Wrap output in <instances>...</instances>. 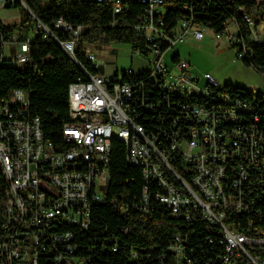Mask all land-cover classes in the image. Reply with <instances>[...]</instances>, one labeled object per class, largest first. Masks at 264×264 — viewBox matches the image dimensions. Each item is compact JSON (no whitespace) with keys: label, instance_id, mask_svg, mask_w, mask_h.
<instances>
[{"label":"built area","instance_id":"obj_1","mask_svg":"<svg viewBox=\"0 0 264 264\" xmlns=\"http://www.w3.org/2000/svg\"><path fill=\"white\" fill-rule=\"evenodd\" d=\"M14 1L0 0V16ZM97 1L113 3L116 13L124 8L121 0ZM139 1L148 7L134 28L150 49L147 56L133 51L149 60L139 72L92 73L75 56L83 26L58 20L56 27L71 32L65 40L47 31L85 75L69 86V120L57 144L45 138L40 117L30 116L28 91L15 89L0 105V160L10 174L1 264H39L41 258L89 264L83 250L95 246L85 233L93 231L94 206L108 203V132L126 136V148H133V157L143 163L145 185L136 208L148 213L159 205L182 221L185 232L174 234L168 248L177 264H264V103L221 91L208 72L201 86L180 55L172 56L171 65L166 62L175 45L202 41L207 29L217 40L236 44L240 60L249 59L252 49L235 18L225 22L222 32L192 16L167 31L160 27L165 0ZM244 18L250 40L264 42V21ZM8 43L13 46L8 64L31 60L30 40L16 35L0 36V59ZM88 60L100 66L91 51ZM157 82H166V89H157ZM190 88L206 91L208 101L175 98V91ZM217 95L228 97V105L215 104ZM112 202L121 211L129 205ZM201 223L210 230L197 231Z\"/></svg>","mask_w":264,"mask_h":264},{"label":"trees","instance_id":"obj_2","mask_svg":"<svg viewBox=\"0 0 264 264\" xmlns=\"http://www.w3.org/2000/svg\"><path fill=\"white\" fill-rule=\"evenodd\" d=\"M123 11L116 13L111 2L97 0H50L42 3L39 0H25L27 7L19 0L9 6L22 7L24 17L20 25H5L0 21V36L18 40H30L31 60L19 66H11L6 57L0 59V105L8 102L15 89H24L29 93V113L31 117H40L45 138L57 144L62 137V127L69 120V86L84 73L79 64L47 32L51 31L60 39H71V32L56 27L62 19L73 28L83 26L84 32L79 37L75 56L90 72H104L103 67H94L88 60V46L122 42L131 45L132 50L145 56L149 54V42L138 35L134 25L139 22L147 4L139 0H121ZM166 12L162 15L164 30H170L181 19L193 17L196 23L210 26L215 32H222L225 22L235 18L242 34L251 47L253 55L243 60L264 76V42L250 40L251 29L246 22L245 14L256 22L264 21V3L258 0H165ZM243 11H240V8ZM36 22L37 35L28 37V30ZM40 21L44 26H39ZM164 48L166 47L163 44ZM236 47V44L232 45ZM179 57V54L173 57ZM177 60V59H176ZM219 88L233 97L252 100L256 95L264 103V94L245 88L226 84ZM255 93V94H254ZM221 95L215 97V104L224 105ZM201 103L205 98H193ZM222 100V101H221ZM179 102H181L179 100ZM148 127H153L149 124ZM129 161L126 143L114 139L110 161L107 164L109 175L108 203L96 205L92 213L93 231L85 233L87 243L93 246L83 250L89 255V264H177L168 250L170 239L174 234L185 232L181 220L171 218L169 211L162 206L153 207L148 213L136 207L143 194L145 181L142 175L143 165H132ZM9 182L0 160V244L6 240L8 232L4 227L6 212V191ZM153 190L154 186L152 185ZM128 205L123 211L114 206ZM264 202V195H261ZM206 224H197V231L210 230ZM127 228V232L123 231ZM114 248L117 250L115 251ZM137 253V255H134ZM165 254V260L159 259ZM1 264V258H0ZM39 264H55L48 258H41Z\"/></svg>","mask_w":264,"mask_h":264},{"label":"rangeland","instance_id":"obj_3","mask_svg":"<svg viewBox=\"0 0 264 264\" xmlns=\"http://www.w3.org/2000/svg\"><path fill=\"white\" fill-rule=\"evenodd\" d=\"M47 3L50 0H39ZM72 1V0H70ZM261 1V0H260ZM263 1V0H262ZM24 17L22 7L9 6L1 10L0 21L5 25H20ZM206 37L202 41L188 39L179 43L168 52L166 62L172 64V56L179 54L191 64L192 73L200 78L201 86L206 84L205 74H212L221 86L233 84L254 92L264 94V76L243 60L237 58V47L226 44V40H217L212 30H206ZM37 35L36 22L28 30V37L34 39ZM226 42H225V41ZM13 46L5 45V57L11 58ZM96 55L97 64L103 65L107 73L113 74L117 70L132 68L135 72L149 67V60L145 56L135 54L131 45L122 42L109 44H93L88 46V52ZM106 179L109 175L106 173Z\"/></svg>","mask_w":264,"mask_h":264},{"label":"bare ground","instance_id":"obj_4","mask_svg":"<svg viewBox=\"0 0 264 264\" xmlns=\"http://www.w3.org/2000/svg\"><path fill=\"white\" fill-rule=\"evenodd\" d=\"M10 65L12 66V64ZM157 89H166V82H157ZM252 96H254V99H257L256 95H252ZM191 97L193 98L201 97L208 99V93L206 91H203L201 88H190L188 91L186 90L175 91V98H191ZM220 98H222V100L225 102L224 105H228V97H225V95H221ZM116 138L126 143V136L119 135V133L117 132H108V143L112 144V141ZM128 156H129V161L134 165H143V163L140 162V158L133 157V148H128ZM108 162L109 161L106 162V173H107ZM3 169L5 170L6 173V168ZM6 176L8 178V182L10 185V174L6 173Z\"/></svg>","mask_w":264,"mask_h":264},{"label":"crops","instance_id":"obj_5","mask_svg":"<svg viewBox=\"0 0 264 264\" xmlns=\"http://www.w3.org/2000/svg\"><path fill=\"white\" fill-rule=\"evenodd\" d=\"M69 1H70V0H69ZM258 1H259V2H263V3H264V0H263V1H262V0H261V1H260V0H258ZM205 37H206V36H205ZM204 39H205V38H204ZM204 39H203V40H204ZM226 44H227V43H226ZM99 65H100V64H99ZM101 66L103 67V70H104V72H105V73H107V72H106V70L104 69V66H103V65H101Z\"/></svg>","mask_w":264,"mask_h":264}]
</instances>
